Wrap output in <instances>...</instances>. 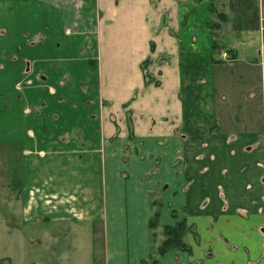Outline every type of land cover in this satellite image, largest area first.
<instances>
[{"label": "crops", "instance_id": "1", "mask_svg": "<svg viewBox=\"0 0 264 264\" xmlns=\"http://www.w3.org/2000/svg\"><path fill=\"white\" fill-rule=\"evenodd\" d=\"M0 83V264L77 209L102 264H264V0H0Z\"/></svg>", "mask_w": 264, "mask_h": 264}, {"label": "rangeland", "instance_id": "2", "mask_svg": "<svg viewBox=\"0 0 264 264\" xmlns=\"http://www.w3.org/2000/svg\"><path fill=\"white\" fill-rule=\"evenodd\" d=\"M26 72H28L27 75L31 73V66H27ZM18 84L19 85L17 86V88H19L20 85H24L28 89H31L35 86L34 80L30 79L29 76L26 82H20ZM0 85L1 88H5V86H3L4 83H0ZM215 130L219 129L216 128ZM152 200L154 201L155 207L153 213L157 215L158 222L157 226L155 228H152L151 230V242L155 252L156 250L158 252L159 248L163 244V241L167 237L165 234V228L168 226H175L182 220H185L188 224V221L187 219H182L176 222L174 225H163L161 222L163 205L161 195L156 194V198L154 199L152 197ZM75 207H78L77 200H75ZM92 211L98 212L96 210ZM68 212L70 215L72 214V216L67 219H64L66 217H60L58 226H56L55 224L52 226L50 224L41 225L43 226L42 229L44 230V233H49L50 229L52 233H59L57 242H51L50 236L45 234L40 236L34 234L29 235V233L27 234L26 238L28 241L24 244L25 250H23V260L25 259L27 261V264H102L103 227L102 224H100L101 222L91 219L90 226L88 227L86 218L83 214L84 211L77 209L70 210ZM174 212L175 211H172V215L174 217H177V213ZM59 213L61 212L59 211ZM185 242L187 243L188 247H190V249L186 251L191 252L192 250L190 244H188L186 239ZM54 250L57 251L56 253H58L59 256L52 253V251ZM17 257L14 259L8 258L4 260L7 262H3L2 264H20L22 261L19 257Z\"/></svg>", "mask_w": 264, "mask_h": 264}, {"label": "trees", "instance_id": "3", "mask_svg": "<svg viewBox=\"0 0 264 264\" xmlns=\"http://www.w3.org/2000/svg\"><path fill=\"white\" fill-rule=\"evenodd\" d=\"M146 76H148L147 73ZM157 222V215L153 213L149 223L151 230L157 226ZM165 230L167 237L159 248L158 253L164 254L171 249H190V247H188L187 243L185 242L184 236L187 231L191 230V227L186 223L185 220L178 222L175 226H168L165 228Z\"/></svg>", "mask_w": 264, "mask_h": 264}, {"label": "built area", "instance_id": "4", "mask_svg": "<svg viewBox=\"0 0 264 264\" xmlns=\"http://www.w3.org/2000/svg\"><path fill=\"white\" fill-rule=\"evenodd\" d=\"M222 56H223V58H224L225 60H227V61H231V60H232V59H231V56L228 54L227 51H224V52L222 53Z\"/></svg>", "mask_w": 264, "mask_h": 264}]
</instances>
